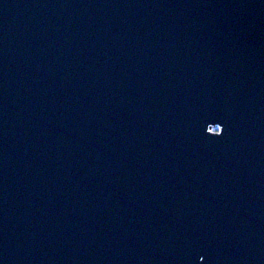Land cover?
<instances>
[{
    "label": "water",
    "instance_id": "water-1",
    "mask_svg": "<svg viewBox=\"0 0 264 264\" xmlns=\"http://www.w3.org/2000/svg\"><path fill=\"white\" fill-rule=\"evenodd\" d=\"M0 264H264V0H0Z\"/></svg>",
    "mask_w": 264,
    "mask_h": 264
}]
</instances>
